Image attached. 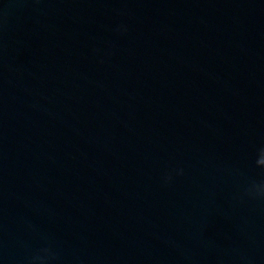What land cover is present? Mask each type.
<instances>
[{
  "label": "water",
  "instance_id": "95a60500",
  "mask_svg": "<svg viewBox=\"0 0 264 264\" xmlns=\"http://www.w3.org/2000/svg\"><path fill=\"white\" fill-rule=\"evenodd\" d=\"M0 264H264V0H0Z\"/></svg>",
  "mask_w": 264,
  "mask_h": 264
}]
</instances>
